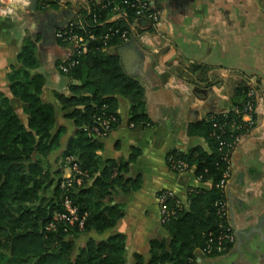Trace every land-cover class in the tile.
Returning <instances> with one entry per match:
<instances>
[{"label": "crops", "instance_id": "obj_1", "mask_svg": "<svg viewBox=\"0 0 264 264\" xmlns=\"http://www.w3.org/2000/svg\"><path fill=\"white\" fill-rule=\"evenodd\" d=\"M101 1L53 0V5L37 0L33 10L28 0H0V91L24 119L19 99L9 90L7 72L19 65L16 55L24 37H36L40 63L35 71L45 77L41 95L55 105L56 124L64 127L59 147L47 159L63 176L69 174V166L64 160L62 167L61 152L76 126L64 115L54 92L69 93L72 80L60 64L72 55L73 43L59 41L55 31L69 21L81 25L83 11ZM150 4L158 11V20L133 21L130 37L109 48L142 85L148 121H129V101L117 95L119 123L99 137L96 150L103 159H125L136 150L130 171L140 173L142 183L112 201L125 207L112 227L84 233L99 238L122 232L126 251L130 245L132 252L144 257L149 237L167 238L159 216L160 191L172 189L185 201L190 187L210 185L198 181L192 169L172 170L167 155L173 150L188 152L196 145L208 150L206 139L192 126L209 114L233 111L241 97L238 90L245 85L246 96L252 91L253 124L230 151L225 187L235 238L220 254L199 249L195 253L198 264H264V0H150ZM122 15L116 11L110 20ZM133 262V253L127 254V264Z\"/></svg>", "mask_w": 264, "mask_h": 264}, {"label": "trees", "instance_id": "obj_2", "mask_svg": "<svg viewBox=\"0 0 264 264\" xmlns=\"http://www.w3.org/2000/svg\"><path fill=\"white\" fill-rule=\"evenodd\" d=\"M53 4V0H41ZM124 15L110 20L116 12L105 0L83 11L82 24H74L76 32L87 36L94 34L87 49L74 54L61 63L72 81L69 93L54 92L64 115L76 126L74 134L67 140L61 156H73V160L87 176L78 184L76 175L66 178L60 169H51L48 154L59 147L64 131L56 124L55 105L43 99L41 92L45 82L43 73L35 71L40 60L37 55L36 37H24L16 55L18 66L7 72L9 90L21 103L25 114L22 119L13 107L9 96L0 91V264H126L125 235L122 232L104 237L89 236L73 254L74 240L71 232L84 233L94 230L102 233L112 227L125 214L124 204L114 201L116 196L137 190L142 183L140 173L132 174L130 162L136 156L133 150L125 159H103L96 150L101 145L99 137L84 126L98 125V117L112 114L116 119L111 128L119 123L117 95L129 101V121H148L143 99L142 85L129 75L119 56L109 50L125 40L113 36L103 48V34L108 28L129 29L136 16L135 8L124 5ZM74 62L71 63L70 60ZM242 106L246 100V86L239 88ZM229 116L238 117L229 111ZM220 119V114H209L195 123L192 130L203 135L208 143L206 150L198 145L188 152L173 150L169 153L183 158L193 167L201 181H210L209 186L190 187L187 205H176L174 198L165 204L172 212L162 222L167 238L149 237L147 256L133 252L132 264H198L196 249L204 248L209 241L215 244L228 217L219 214V202L225 193L216 186L226 168L224 154L226 146L219 148L213 131L211 116ZM254 115V114H253ZM226 124L222 138L232 140L230 134L244 131ZM76 208L78 219L69 223L59 217L67 212L64 198ZM79 220L82 221L79 225ZM228 247L231 243L227 242ZM206 254H215V250Z\"/></svg>", "mask_w": 264, "mask_h": 264}, {"label": "built area", "instance_id": "obj_3", "mask_svg": "<svg viewBox=\"0 0 264 264\" xmlns=\"http://www.w3.org/2000/svg\"><path fill=\"white\" fill-rule=\"evenodd\" d=\"M15 1V0H13ZM110 5L113 10L116 11H122L123 14L125 13V10L123 9L124 5H129L135 8V14L136 16H147L152 22H156L159 18L158 11L153 9L150 0H105V5ZM7 10H11L9 6L6 7ZM75 23L72 21H69L67 24H65L63 27L57 29L55 31V37L63 42V43H73V53L74 54H80L81 52L86 51L87 44L90 39L94 38V34L88 33L87 36H83L82 34L78 33L74 29ZM113 36H119L123 40H127L129 38V29L127 28H120V27H114V28H108V30L103 34V48L107 47V42L109 39H111ZM71 55V56H72ZM71 63L74 62L73 59L70 60ZM60 67L62 70L66 71L67 66L64 64H60ZM252 91L247 92V98L243 102L242 106H235L233 113L238 117V120H235L234 118H231L229 116V113L221 112L216 113L220 114V119L215 118L213 115L211 116L212 125L215 128L213 131L214 135L218 139L219 148H222L223 146H226L228 150L224 154V158H226L227 165L225 170L223 171L222 177L220 178L219 182L216 183V186H218L224 193H225V187L227 185V182L229 180L230 176V164H229V155L230 151L235 144V142L240 138L243 131H238L236 134H230L232 137V140L227 141L226 139L222 138L224 133L226 132V124H230V126H233L232 128L241 130L245 127V129L249 128L253 124V114H254V102L251 99ZM116 119V116L114 114L102 118L98 117L99 124L98 125H92V126H84L85 129H87L90 133H94L97 137H102L108 134V132L112 129L111 128V122ZM68 162L69 166V174L65 175L64 177L69 178L71 175L78 176L75 177V180L78 184L82 181V176H87L86 171L81 170L78 166V164L73 160V156L69 155L64 158ZM168 166L176 171V172H184L189 169H192L193 167L189 166L188 163L183 159L179 158L176 155L169 153L166 157ZM194 173V171H193ZM196 179L198 181H201V175H195ZM195 187V186H192ZM159 216H160V222H164L169 215L171 214L170 209L167 208L165 204V200L167 198H174V202L176 205H187L188 200L185 201L181 200L174 190L172 189H162L159 193ZM64 205L67 208V212L61 213L59 215L60 218L66 219L69 223H73L75 220L78 219V216L76 214V208L71 205L70 200L65 197L64 198ZM218 212L222 216L227 215V206H226V199L221 200L219 202V209ZM82 221L79 220V225H81ZM235 235L233 232V229L229 223V220L226 219V224L224 228L221 230L220 234L217 237V240L215 244H211L209 241L207 242V245L204 248H201L202 252H211V250H215V254H220L228 249V243H232L234 241Z\"/></svg>", "mask_w": 264, "mask_h": 264}, {"label": "rangeland", "instance_id": "obj_4", "mask_svg": "<svg viewBox=\"0 0 264 264\" xmlns=\"http://www.w3.org/2000/svg\"><path fill=\"white\" fill-rule=\"evenodd\" d=\"M19 112H20V110H18ZM59 159H60V157H59ZM65 159L62 157V159L61 160H59L60 161V163L62 164V167H65L64 166V164H63V161H64ZM51 165V164H50ZM87 236H91V235H89L88 233H79V232H71V233H69V237L70 238H72L73 240H74V242H75V244H74V249H73V254L77 251V248L78 247H80V246H82L83 245V243L86 241V239L88 238ZM128 248V252H127V254H128V256H131L132 255V249H131V246L129 245V247H127ZM199 250H201V249H199ZM131 260V258L129 257L128 258V260ZM27 264H28V262H27ZM127 264V263H126Z\"/></svg>", "mask_w": 264, "mask_h": 264}, {"label": "water", "instance_id": "obj_5", "mask_svg": "<svg viewBox=\"0 0 264 264\" xmlns=\"http://www.w3.org/2000/svg\"><path fill=\"white\" fill-rule=\"evenodd\" d=\"M29 1V7L31 8V9H35L36 8V2H37V0H28ZM17 6H19L18 4H17Z\"/></svg>", "mask_w": 264, "mask_h": 264}]
</instances>
